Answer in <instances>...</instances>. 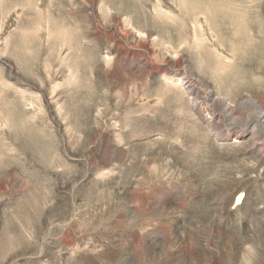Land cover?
<instances>
[{"label": "rangeland", "instance_id": "obj_1", "mask_svg": "<svg viewBox=\"0 0 264 264\" xmlns=\"http://www.w3.org/2000/svg\"><path fill=\"white\" fill-rule=\"evenodd\" d=\"M0 264H264V0H0Z\"/></svg>", "mask_w": 264, "mask_h": 264}, {"label": "bare ground", "instance_id": "obj_2", "mask_svg": "<svg viewBox=\"0 0 264 264\" xmlns=\"http://www.w3.org/2000/svg\"><path fill=\"white\" fill-rule=\"evenodd\" d=\"M185 83H186V81H185ZM185 83H184V84H185ZM188 84H189V83H188ZM188 88H189V87H188ZM189 91H190V93H195V92H196V90L193 89V88H191ZM188 93H189V92H188ZM196 98H197V97H196ZM216 99H218V98H216ZM214 100H215V97H214ZM214 100H213V101H214ZM240 200H241V198H240Z\"/></svg>", "mask_w": 264, "mask_h": 264}]
</instances>
